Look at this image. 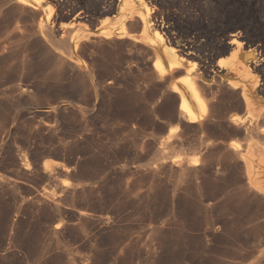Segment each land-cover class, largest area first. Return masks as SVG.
<instances>
[{"label":"rangeland","instance_id":"obj_1","mask_svg":"<svg viewBox=\"0 0 264 264\" xmlns=\"http://www.w3.org/2000/svg\"><path fill=\"white\" fill-rule=\"evenodd\" d=\"M35 7L0 0V264H264V168L258 189L232 148L264 147L249 124L264 111V0ZM169 47L181 62L155 71ZM236 54L256 70L241 81L252 110L229 83ZM184 78L200 121L180 109Z\"/></svg>","mask_w":264,"mask_h":264},{"label":"bare ground","instance_id":"obj_2","mask_svg":"<svg viewBox=\"0 0 264 264\" xmlns=\"http://www.w3.org/2000/svg\"><path fill=\"white\" fill-rule=\"evenodd\" d=\"M6 1H9L11 3V5L13 7H16V8H19V10H27L29 9L30 11H33L37 14H39V9L36 8L35 6L36 5H40V3L43 1V0H6ZM147 6V5H146ZM148 9V7H146ZM38 9V10H37ZM28 10V11H29ZM103 10V9H102ZM103 11H106V9H104ZM41 12V11H40ZM148 12H150L148 10ZM45 13V11H44ZM42 16V15H41ZM40 16V17H41ZM152 18V17H151ZM143 23V22H142ZM159 23V22H158ZM140 24V23H139ZM123 25V24H122ZM143 25V24H142ZM161 25V24H160ZM150 26V25H149ZM50 30L54 31L52 27H49ZM55 28V27H54ZM39 29V28H38ZM146 29V27H145ZM164 30V29H163ZM162 29L160 30L159 27H157V33L160 34L162 31ZM122 31V30H121ZM130 31V30H129ZM167 32V31H166ZM48 33V32H47ZM113 33V32H112ZM163 34V33H162ZM157 35V34H156ZM160 38V37H159ZM173 40V39H172ZM235 40V39H234ZM78 41V40H77ZM233 41V40H232ZM230 43V42H229ZM172 44V43H171ZM166 45V44H165ZM238 45V44H237ZM170 46V45H169ZM175 47V46H174ZM239 47V46H238ZM242 48V47H241ZM255 48V47H254ZM158 49H160L158 47ZM177 49V48H176ZM235 49V48H234ZM243 49V48H242ZM237 49H235L236 51ZM69 51V50H67ZM66 51V52H67ZM234 51V50H233ZM234 51V52H235ZM52 52V51H51ZM176 53V50L173 48V49H170L169 48H166V53L169 57V67H166L165 64L162 62V61H159L154 67L157 68V70L155 71H158L160 73H165V72H171V71H174L175 70V67L181 62V59L179 60L177 56H171L172 53ZM185 52L186 55H189V51H183ZM240 52V51H239ZM248 52V51H247ZM79 53V52H78ZM162 53V52H161ZM236 53V52H235ZM51 54V53H50ZM55 54V53H54ZM234 54V53H233ZM250 55V54H249ZM249 55H244V54H236V56L234 57L233 61L231 62L230 65H227V66H230L231 69H232V72L234 74H236V79L237 81H235L234 79H230L229 80V83H231V85H234L236 86V88H238L237 86L239 85H242L243 86V98L245 99L246 101V104L248 106L249 109L252 110V100H251V96H250V92H249V89L247 87V84L241 82V81H244L245 79H248V77L251 75V73L253 71H256V70H253L255 69L251 64H250V57ZM47 55H45L46 57ZM233 56V55H232ZM56 59H62L60 56H54ZM48 58V57H46ZM45 58V59H46ZM255 58V56H254ZM49 59V58H48ZM47 60V59H46ZM51 60V59H50ZM52 61H53V58H52ZM57 62H59L58 60H56ZM184 61V60H183ZM231 61V60H230ZM65 62H66V59H65ZM64 62V64H65ZM227 62V61H226ZM256 62V61H254ZM55 63V61H54ZM219 63V62H218ZM230 63V62H228ZM57 64V63H56ZM63 64V65H64ZM69 64V63H68ZM225 64V63H224ZM257 64V63H256ZM254 64V66L256 65ZM193 68V67H192ZM220 68L221 65H220ZM80 69H82L80 67ZM198 70V68H197ZM216 70V69H215ZM222 70V69H221ZM221 70H219L221 72ZM186 71V70H185ZM214 71V69H213ZM225 71V70H224ZM227 71V70H226ZM86 72V71H85ZM183 72V71H181ZM217 72V71H216ZM157 73V72H156ZM176 73V72H175ZM180 73V71H179ZM209 73V72H208ZM256 74V73H255ZM258 74V73H257ZM81 75V74H80ZM171 75V74H170ZM232 75V74H231ZM159 76H161L159 74ZM176 76V75H175ZM256 76V75H255ZM168 78V77H167ZM172 78V77H171ZM166 79V78H165ZM222 79V78H221ZM185 80V78L183 79ZM250 80V79H249ZM257 80H255V83H256ZM202 82V81H201ZM228 82V81H226ZM225 82V84H226ZM252 82H253V79H252ZM200 83V82H199ZM254 83V82H253ZM259 82H257L258 84ZM183 84V83H182ZM186 85V88L187 90L189 91L190 94H192V99H189L187 98L185 95V89L183 90V86L182 87H179V86H174V91L178 92L179 94H181V101H180V109L182 111H184L188 117V119L191 121V122H197V121H200L201 119L204 118V111L205 112H208L209 111H206L205 109V102L204 100L202 99V96L201 94L203 93H200L199 89H198V86L193 83L191 80L187 79L185 80V83ZM203 84V83H202ZM260 84V83H259ZM262 84V83H261ZM264 85V84H263ZM261 86V85H260ZM254 87V85H253ZM258 87V86H257ZM255 88V87H254ZM256 89V88H255ZM260 90V88H259ZM202 91H205V90H202ZM262 91V90H261ZM260 91V92H261ZM263 92V91H262ZM261 95V94H260ZM204 97V96H203ZM206 97V96H205ZM207 99V98H206ZM205 99V100H206ZM207 101V100H206ZM255 104V103H254ZM200 107L201 110H198L196 109V107ZM208 106V105H207ZM208 109V107H206ZM256 110V107L254 108ZM258 109V108H257ZM262 109V108H261ZM212 110V109H211ZM247 112V111H246ZM249 113V112H248ZM206 115H208L206 113ZM232 115V114H231ZM230 115V116H231ZM252 115L254 116L253 120L251 121V123H249L251 125V128L252 129H255L256 132H255V135L257 136V138L259 139V137L263 136L264 137V128L263 127V122H264V111H257L256 112H252ZM238 116V114H237ZM244 116V115H243ZM242 116V117H243ZM252 116V117H253ZM207 117V116H206ZM251 118V117H250ZM234 119V118H232ZM247 119V118H246ZM237 120V119H236ZM235 120V121H236ZM234 121V122H235ZM241 122V121H240ZM239 122V123H240ZM253 122V123H252ZM238 123V124H239ZM237 124V123H236ZM243 123H241L242 125ZM245 124V123H244ZM243 124V125H244ZM248 127V126H247ZM246 129V128H245ZM246 131V130H245ZM262 143H260L258 140H255L253 139L252 141H250V143H248V145L245 147V149L241 148V143L237 142V143H234L232 144V148L235 150L234 152H237V154H240L241 158L243 159V161L246 163V166H247V173L249 175V178L251 179V183L253 186L255 187H258V184L259 182H256L255 178H256V175L260 174L257 172V170H255V168L257 167H260V168H264V147L263 145H261ZM243 147V146H242ZM262 171V170H261ZM246 172V171H245ZM264 175V174H263ZM262 175V176H263ZM263 179V178H262ZM260 180V179H258ZM250 181V180H249ZM262 182V181H261ZM260 184V183H259ZM263 184V183H262ZM251 185V184H250ZM262 186V185H261ZM260 186V187H261ZM249 188V187H248ZM256 189V188H255ZM259 189V187H258ZM252 190V189H251ZM260 193V192H259Z\"/></svg>","mask_w":264,"mask_h":264}]
</instances>
